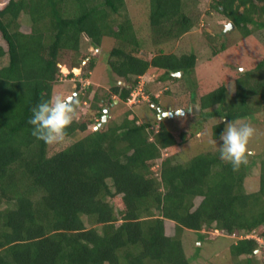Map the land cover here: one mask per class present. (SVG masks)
I'll return each mask as SVG.
<instances>
[{
	"label": "trees",
	"instance_id": "1",
	"mask_svg": "<svg viewBox=\"0 0 264 264\" xmlns=\"http://www.w3.org/2000/svg\"><path fill=\"white\" fill-rule=\"evenodd\" d=\"M124 3L7 0L0 6L6 46H0V61L7 60L0 66V264H188L181 242L185 230L234 236L230 255L251 264L262 245L240 237L256 233L264 238V156L254 193L243 187L246 164L233 168L220 159L219 150L182 163L174 154L163 157V151L186 144L193 132L167 129L165 117L158 119L151 106H160L152 94L144 104L155 120L140 122L130 110L112 127L106 121L90 128L101 121L106 96L107 104L127 103L150 70L158 72L157 82H178L182 77L173 73L188 75L195 66L193 53L159 49L144 58ZM186 7L185 0H150L148 26L155 44L193 28ZM211 9L243 36L252 34L249 26L264 29V0H212ZM21 18L28 32L21 31ZM105 38L115 42L105 65L121 83L103 98L95 96L89 111L73 120L66 143L37 140L31 134V110L53 96V86L60 83V53L72 58L66 78L80 68L86 81L95 63L93 57L86 61L90 53L81 50V42L87 39L98 50ZM224 48L212 47L213 58ZM235 74L234 95L221 83L199 99L201 112L216 105L213 114L220 111L227 121H264V57ZM90 86L82 89L76 80L75 89L90 92ZM223 127L224 122L214 126L215 139Z\"/></svg>",
	"mask_w": 264,
	"mask_h": 264
},
{
	"label": "rangeland",
	"instance_id": "2",
	"mask_svg": "<svg viewBox=\"0 0 264 264\" xmlns=\"http://www.w3.org/2000/svg\"><path fill=\"white\" fill-rule=\"evenodd\" d=\"M4 1L0 0L1 6ZM124 1V10L129 15L136 37L142 48L141 55L144 58L151 59L158 53L159 49L165 54L183 55L193 53L196 57V62L192 73L188 75L181 74L180 77L182 79L178 82L172 80L157 82L156 76L158 72L150 70L139 78L138 84L134 88H140L143 94L142 96L140 94L141 91L139 92L140 95H138L134 104L115 103L114 101L107 104V91L114 84L121 83L105 65L106 56L115 42L113 39L105 38L101 49L94 50L87 45V39H84L81 42V50L88 51L90 53L88 59L93 57L95 63V68L92 70L89 80H81L79 77L80 71H75V69L71 70L73 77L70 79L66 78L72 58L68 52H62L60 53V58H58V66L61 68L62 79L60 83L53 86L52 95H55L57 92H70L73 94L76 88V80L82 81V89H86L88 85H91L90 92L82 91V96H80L81 93L75 96V100L79 97L80 99L78 100V105H75L73 120L81 118L83 114L89 111L88 109L95 96L97 98L106 96L104 102L101 103L103 105L102 111L105 107H109L110 112L109 121L106 120L107 122H104L108 123L109 127H112L116 123L121 122L125 114L130 110L136 113L140 122L155 120L150 108L144 104V102L149 101V97L147 96L152 94L157 98L160 107L166 108L167 111H176L177 109L187 111L188 109H193L192 112H186L184 116L176 115L172 118H163L165 120V127L169 130L176 129L193 132L192 137L186 144L173 151H163V157L174 154L175 162L182 163L192 156L219 150L218 147L222 141L214 138L213 128L215 125L224 122V130L228 121L223 114H220V111H218L217 115L213 114L218 107L216 105L201 112L199 99L221 83H225L229 96L234 95L236 89L235 73H242L247 69L253 68L264 57V29L257 30L249 26L252 29V34L243 36L235 27L225 29V26L230 21L225 16L212 11V0H185L187 3L186 14L192 18L194 22L193 28L175 40L155 44L148 26L150 0ZM20 25L21 31L28 32V24L22 18ZM222 44H224V50L220 51L217 57L213 58L211 48L216 47V49H219ZM0 46L6 49L1 36ZM6 62L7 60L3 58L0 61V66L5 65ZM139 96L144 98L141 99ZM261 114H264V112ZM233 122L238 125L249 123L255 128V134L250 138L248 143L251 155H249L246 163V176L243 180L244 190L247 193H254L258 190L259 185L258 161L260 156H264V121L256 122L250 118H245ZM90 128L93 129V126H90ZM213 139H215L217 145L213 143ZM152 169L157 171L158 165H154ZM5 205L7 204L4 203L2 207ZM8 206L11 207L9 204ZM260 230L264 232V225L261 226ZM248 235L264 242V238L256 233ZM233 239L234 236L223 235L218 231L205 232L202 230L194 232L185 230L181 235L182 248L188 264L245 263L244 257L235 258L230 255L229 245ZM251 264H264V246L255 250Z\"/></svg>",
	"mask_w": 264,
	"mask_h": 264
},
{
	"label": "clouds",
	"instance_id": "3",
	"mask_svg": "<svg viewBox=\"0 0 264 264\" xmlns=\"http://www.w3.org/2000/svg\"><path fill=\"white\" fill-rule=\"evenodd\" d=\"M6 1L7 0L4 1L3 5ZM86 61H84L82 65H84ZM73 69H78L81 73L80 68ZM74 92L77 94L79 93L76 89H74ZM147 97H149V95ZM115 100L119 102L118 99ZM75 104L76 101L74 96H68L61 92H57L55 95L41 100V102L35 105L31 110L32 114L29 118V124L32 125V136L50 145H61L66 143L68 139V129L75 115ZM192 111L193 109H188L187 111L184 109H177L176 111H169L168 115L175 113L177 116H184L186 112ZM94 127L95 126H93V130ZM254 134L255 128L251 124L241 123L238 125L233 121H228L219 137L220 141H222L218 147L220 159L229 162L233 168H239L241 165L246 164L249 155H251L248 149V143ZM213 143L216 144L215 139H213Z\"/></svg>",
	"mask_w": 264,
	"mask_h": 264
},
{
	"label": "water",
	"instance_id": "4",
	"mask_svg": "<svg viewBox=\"0 0 264 264\" xmlns=\"http://www.w3.org/2000/svg\"><path fill=\"white\" fill-rule=\"evenodd\" d=\"M232 27H233L232 23H228L225 26V29H229V28L231 29ZM91 49H93V48H91ZM172 75L177 76V77H180L181 76V72H178L176 74L173 73ZM76 94L77 93L74 92V94L71 95V96H74V98H75ZM114 102H117V100H114ZM152 107L153 108H157V112H158L157 116H158L159 119H161L163 117H165V118H172V117L176 116L175 113H173L172 115H168V112L169 111H172V110L163 111L162 108L158 107V105L156 103H152ZM108 112H109V107H105L103 109V115H102L101 121L98 123V126H101V124L108 119ZM98 126H95L94 127V130L98 129Z\"/></svg>",
	"mask_w": 264,
	"mask_h": 264
},
{
	"label": "built area",
	"instance_id": "5",
	"mask_svg": "<svg viewBox=\"0 0 264 264\" xmlns=\"http://www.w3.org/2000/svg\"><path fill=\"white\" fill-rule=\"evenodd\" d=\"M141 91V89L140 88H137V89H135L132 93H131V96H130V98L127 100V103L128 104H134L135 103V100H136V98L138 97V95H142L143 96V94H142V91H141V93L139 94V92ZM142 96H139V97H141L142 98ZM144 98V97H143ZM250 237H252L251 235H244V236H242V237H240V238H250ZM254 238V237H253ZM260 244H263L262 245V247L264 246V242H262V240H257Z\"/></svg>",
	"mask_w": 264,
	"mask_h": 264
},
{
	"label": "flooded vegetation",
	"instance_id": "6",
	"mask_svg": "<svg viewBox=\"0 0 264 264\" xmlns=\"http://www.w3.org/2000/svg\"><path fill=\"white\" fill-rule=\"evenodd\" d=\"M182 74V73H181ZM158 105V104H157ZM158 107H160L159 105H158ZM160 108H162V107H160ZM157 109V108H156ZM162 110H163V108H162ZM163 111H167L166 109L165 110H163Z\"/></svg>",
	"mask_w": 264,
	"mask_h": 264
}]
</instances>
